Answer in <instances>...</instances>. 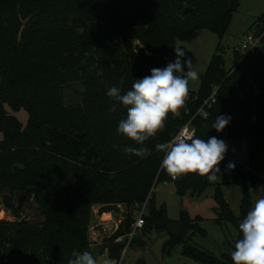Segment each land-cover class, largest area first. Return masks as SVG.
Listing matches in <instances>:
<instances>
[{
	"label": "trees",
	"instance_id": "trees-1",
	"mask_svg": "<svg viewBox=\"0 0 264 264\" xmlns=\"http://www.w3.org/2000/svg\"><path fill=\"white\" fill-rule=\"evenodd\" d=\"M186 6L192 10L183 13ZM231 17L228 0H0V189L32 196L43 216L40 223L0 220V264H68L76 254L91 251L93 205L116 203L128 209L103 242L112 259L120 258L123 249L112 248L115 239L131 230L129 210L149 194L142 230L169 221L153 204L154 185L173 180L161 170L165 153L155 146L167 143L188 121L198 138L245 139L250 152L259 151L264 55L257 52L242 55L235 50L232 68L225 69L218 44L199 89L189 92L187 111L170 113L165 128L145 142L152 149L147 158L125 153L126 147L139 145L117 133L127 110L106 95L105 85H115L123 94L136 79L174 62L177 41L192 31L207 29L221 38ZM254 23L260 24L257 32L263 31L264 13ZM100 70L103 76L97 75ZM73 82L82 90L77 100L66 102L62 88ZM215 88L213 102L204 104ZM6 106L26 110V124ZM221 115L231 119L217 132L212 124ZM173 181L180 195L190 190L200 196L210 184L197 174ZM235 182L243 188L239 216L219 186L214 198L221 210L218 222L233 224L239 239V223L252 205L250 186ZM179 222L181 235H170L165 246L180 242L188 228L205 234L195 220L182 216ZM184 254L202 264H233L231 252L215 256L189 247Z\"/></svg>",
	"mask_w": 264,
	"mask_h": 264
},
{
	"label": "rangeland",
	"instance_id": "rangeland-1",
	"mask_svg": "<svg viewBox=\"0 0 264 264\" xmlns=\"http://www.w3.org/2000/svg\"><path fill=\"white\" fill-rule=\"evenodd\" d=\"M263 13L264 0H240L238 8L232 12L228 28L221 38L207 29H200L189 33L184 40L177 41L176 48L185 49L199 74L198 80L190 81V90L197 91L199 89L203 74L218 44L223 50L224 68H232L234 51L241 46L247 35L258 31L260 24L254 22ZM80 90L82 87L79 83L73 82L64 86L62 88L64 100L66 102L77 100ZM6 110L23 125L26 124L28 119L26 110L12 111L7 106ZM2 139L3 133L0 131V140ZM223 141L228 150L222 161L223 167L219 165L222 173L221 179L217 182H210L200 196L191 195L190 190L180 195L176 191L173 180L160 181L152 188L154 207L156 209L162 208L166 219L179 222L181 217L185 216L195 220L197 225L205 231V234L200 233L199 230H194L191 233L190 228H188L180 242L167 247L165 243L169 242V232L163 227L152 225L141 230V233L134 237L133 242L125 250L124 246L122 247L120 264H137L138 260H143L147 264H202L185 255L184 249L196 247L215 256L234 250L232 246L235 244L238 232L229 221L221 220L218 222L217 210L219 205L214 198L215 191L219 186L223 198L236 216L240 215L243 188L235 180L244 181L254 190L250 192L252 206L258 198L264 197V138L261 139V146L257 153L250 152L249 141L245 139ZM240 157L245 158L247 164H241L239 162ZM230 162L235 165L234 170L227 169ZM225 164L226 166H224ZM253 165H255L256 171L252 169ZM254 176L257 179H254ZM119 207V212L114 213V216L115 219L122 221L128 209L121 204ZM97 208L98 205H93L92 211L96 212ZM147 211L146 209L145 213ZM134 212V216H136L139 209H135ZM106 214H108L107 217L102 214L101 218L106 220L112 213ZM1 219L40 223L43 216L37 209V204L32 196L25 197L24 193L19 191L11 194L7 189H0ZM91 233H93L89 236L91 248L96 244H103L104 240L111 235V232L106 233L101 227L95 228ZM95 258L97 264H104L105 260H109L110 264L114 263V259L109 256L107 248L102 247L99 255Z\"/></svg>",
	"mask_w": 264,
	"mask_h": 264
},
{
	"label": "clouds",
	"instance_id": "clouds-1",
	"mask_svg": "<svg viewBox=\"0 0 264 264\" xmlns=\"http://www.w3.org/2000/svg\"><path fill=\"white\" fill-rule=\"evenodd\" d=\"M176 59L163 68H154L150 76L136 79L130 90L122 94L115 85L108 86L106 95L122 104L126 110V118L118 122L117 133L133 140L139 147H126L130 153L141 159L152 154V149L145 142L165 128V122L171 113L179 116L180 110L186 109V101L190 92V81L199 79L192 59L183 48H174ZM103 76V71L97 72ZM226 115L214 119L212 128L217 132L230 122ZM156 150L165 153L160 168L173 180L188 174L206 177L209 182L221 179L220 163L225 158L227 145L217 137L207 140L194 134H180L167 143L157 144ZM235 165L229 163L228 170ZM254 191L249 189V192ZM241 237L235 241L231 252L233 264H264V197L258 198L239 223ZM68 264H97L94 251H83L68 261ZM104 264H110L105 260Z\"/></svg>",
	"mask_w": 264,
	"mask_h": 264
},
{
	"label": "built area",
	"instance_id": "built-area-1",
	"mask_svg": "<svg viewBox=\"0 0 264 264\" xmlns=\"http://www.w3.org/2000/svg\"><path fill=\"white\" fill-rule=\"evenodd\" d=\"M263 35H264V30L247 35L245 40H243V43L241 44V46L239 48H237L236 50L239 51L243 55L255 53L257 51V49L262 45L261 42H262ZM215 93H216V88L213 90V92L209 96V98L204 101V104L209 105L211 102H213V97H214ZM198 112H201V108L198 109ZM180 134H185V135L195 134V128L192 126L191 121H188L187 123L182 125L172 135V137L170 138V140L168 142H170L171 140H173L175 137H177ZM224 166H226V164ZM149 197H150V194L147 196V198L144 200V202L138 208H136V209H139V213H137L136 216H134L135 212L133 209L129 210V212H131L133 214V222L131 224V230L126 235L120 236V237L115 239V242L123 243L124 250L127 248L128 245H130L133 238L138 233H141V230L144 226V214H145V210L147 207ZM93 214H94V217L90 221L89 228H88L89 232H92L97 227H101L104 230V232H106V233L111 232V234H112L117 229L119 223L121 222V220H113L111 222L112 227H110V226L106 227L105 222H98V221L94 220L97 218V212L93 211ZM107 229L110 231H108ZM121 261H122V256L120 255V258L114 259L113 264H120Z\"/></svg>",
	"mask_w": 264,
	"mask_h": 264
},
{
	"label": "water",
	"instance_id": "water-1",
	"mask_svg": "<svg viewBox=\"0 0 264 264\" xmlns=\"http://www.w3.org/2000/svg\"><path fill=\"white\" fill-rule=\"evenodd\" d=\"M240 4V0H228V10L230 12H234ZM192 10V7H184L183 13H186L188 11ZM257 54L264 55V44H262L257 49ZM188 56V54L186 53ZM189 57V56H188ZM259 125V122H258ZM239 162L241 164H247V160L245 158L240 157ZM253 170L256 171V167L253 165ZM120 207L119 204L116 203H107L99 205L97 208V215L101 216L103 213H116L119 212ZM217 213L220 215L221 210L218 209ZM160 227L165 228L171 236L174 238H178L181 235L182 232V226L180 222L177 221H162L158 223ZM103 247V244H96L91 248V251H94V256H98L100 253L101 248ZM123 247V243L115 242L112 246L113 249Z\"/></svg>",
	"mask_w": 264,
	"mask_h": 264
},
{
	"label": "crops",
	"instance_id": "crops-1",
	"mask_svg": "<svg viewBox=\"0 0 264 264\" xmlns=\"http://www.w3.org/2000/svg\"><path fill=\"white\" fill-rule=\"evenodd\" d=\"M121 207V206H120ZM94 220H96V221H98V222H105V224H106V227H112V221L113 220H121V219H115V216H114V213H112V214H110L109 215V218H107L106 220L105 219H103V218H101V216H99V215H97V218L96 219H94ZM91 234H93V233H89V236H91ZM97 236V235H96Z\"/></svg>",
	"mask_w": 264,
	"mask_h": 264
}]
</instances>
